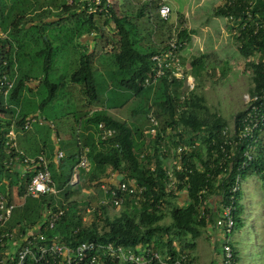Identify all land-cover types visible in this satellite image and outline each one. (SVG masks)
Returning <instances> with one entry per match:
<instances>
[{
    "label": "trees",
    "instance_id": "1",
    "mask_svg": "<svg viewBox=\"0 0 264 264\" xmlns=\"http://www.w3.org/2000/svg\"><path fill=\"white\" fill-rule=\"evenodd\" d=\"M150 5L149 1L145 2L135 11L136 15L130 16L122 11L118 13L119 10H117L115 2L111 3L110 1L107 11L99 13L97 18L87 15L84 9L79 7L80 4L62 5L61 9L63 11H68L70 8L81 11V14L75 13L80 16L81 22L77 34L73 35L74 38L76 35L93 32L96 49L99 47V51H103L101 53L106 57L102 63L104 62L105 66L113 68H107L105 72L115 82L114 88L109 89V95L105 96L106 107L85 117V129L89 130L93 127L97 136V125L102 123L105 127L114 129L115 133L107 140H101L98 137V142L93 140V133L80 134V139L83 140L84 145L89 147L87 156L91 167L88 171L84 169L79 171L77 182L74 184L76 189H72L74 185L70 184V179L83 149V145L80 146L81 140L79 138L75 142L76 151L74 153L66 159L60 158L57 162L51 161L48 166L51 172L52 186L58 190L66 189L62 193L65 199H68L72 193L79 190L80 185L85 184L97 189L98 204L92 212L93 218L87 224L82 220L83 213L81 209H78V201L76 199H72L66 204L67 210L57 225V231L64 239H69L73 242L94 240L98 244L112 242L114 245L125 247L148 245L152 250L158 252L162 259L166 260L167 258L171 263L178 259L184 263L190 259V251L195 248V240L201 235L206 223L215 225L216 218L220 217L221 214L220 204L217 207L213 205V201H215L213 199L212 203L209 202L204 209V214L200 216L201 200L207 199L210 193L201 194V190L207 180L206 174L209 172L214 176V179H210L208 184L212 193L218 197L217 203L221 201L220 197H224L223 191L226 189L227 178H221V181H217V184L214 182L215 177L220 172L217 162L222 155L220 145L223 137L221 131L227 125V122L217 112L210 111L204 97L196 91L203 77L208 74L205 67L208 55L205 53L200 54L191 61L192 70L190 72L189 69L187 72L192 74L197 82L195 87L187 94V89L183 83L177 84V86H183L184 90L182 92H178V89L173 87L178 78H168V75L169 77L171 76L168 71L155 83L157 85L156 88H152L153 83L144 85V79L152 72V55L157 53L166 41L172 37L177 41L179 52V49L190 40L193 34L192 29H187L184 26L183 19L179 20V22L173 21L171 16L167 20L162 19L158 14V1L157 3H152L154 19L151 22L156 37L151 41L148 40L149 44L147 41L143 42L138 30V21ZM1 13L2 9L0 6ZM224 13L223 7L217 6L215 8L216 15L223 16ZM147 19L149 20L148 16ZM2 20L1 18L0 27L9 31L11 40H0L3 46V51H0V71L13 70L16 75L11 72V76H15L14 86L7 97L4 98L0 95V120H2L1 115L5 117V122L3 123L5 125H0V141L3 140L4 133L7 131L6 126L10 124L12 118L15 117V128L19 130L30 113L29 101L24 102L23 100L27 99L23 95V91L24 89L28 92L32 91L27 86L31 78L30 76L18 74V62L28 55L27 49L29 46L26 45V42H33V39H35V34L33 36H31L32 33L29 35V31H33L35 27L38 29L37 34L39 32V39L43 43V47L36 53L39 57H42L41 76L36 78V80L39 84L38 87L46 89V95L42 96L37 109L42 110L49 104L56 97L59 88V83L53 82L49 78V71L54 64L56 50L52 48L53 41L45 34V31L46 26H52L53 23L44 22L36 25L32 20L21 14H18L9 24H4ZM107 25L113 28L110 35L104 30ZM23 31H28L29 37L33 38L24 39L23 35H21ZM153 31L151 30V32ZM19 35H21V39ZM96 36L100 38L99 43L96 40ZM233 37L241 55L245 58L255 57L247 62L251 69L252 80L248 93L254 94L261 82L264 69L261 61L264 53V39L259 35L251 34L244 35L243 38L241 34ZM92 54V52L79 50L78 65L69 73V80L80 84L83 91L91 98L97 94V87L94 83ZM258 54L260 55L257 58ZM117 75H122V77L117 78ZM178 80L184 81L181 78ZM118 88H123L136 97L143 96L144 103L140 109L133 111V115L137 117L138 113L139 115L143 114L148 119V114H152L158 120L154 135L145 132L149 136H145L148 138L146 146L144 141L137 145L134 139L135 135H138L139 139L144 136L142 132L145 128L141 124L133 127L129 123L130 121L127 122L126 120L112 117L107 112L106 108L118 106V103H115L111 96L112 93L118 92ZM20 106L21 110H18L17 107ZM241 114L242 111H239L235 115L238 117ZM44 120H46V117H44ZM161 134L169 137V150L178 144L189 143V141L198 142L196 148L189 154L184 153L186 155L183 164L193 168V172L187 173L186 183L189 184V187L185 191L186 198L181 204L178 203L181 197L179 194L166 191L165 161L164 156L160 153V144L163 143ZM259 134V131L255 134L258 140L257 150L252 162H250V167L242 173L243 179L254 173V171L259 173L264 171V156L258 160L259 163L257 164L259 150H263L262 147L264 148ZM212 140H214L213 143ZM150 148H154L153 154L141 156L142 152H146ZM38 153L35 152V154ZM214 153L215 157L212 160L210 157ZM204 155H207V161ZM194 158L199 160L200 165L204 169L200 171L195 168ZM5 159L6 155L2 149L0 152V192L6 194V184L9 183V186L14 185L16 187L17 194L20 195L25 183L22 184L13 169L11 170L2 163ZM210 160L214 164L212 167H208V161ZM115 172L119 174L117 182L134 180L138 185H144L146 190L142 195H125L120 211L110 216L107 209L110 206H114L111 202L107 204L100 202V199L107 198L101 186L104 184L107 187H113V183L108 178L111 173ZM176 174L180 179L185 176L184 173L180 172ZM262 175L264 176V172ZM182 186L180 184L179 188ZM201 195L202 198L200 199ZM242 195L243 191L238 193L234 211V226L230 232V243L233 247L237 264L239 257L232 243V236L242 227ZM52 202L53 196L51 193L40 195L37 198H29L15 210L20 212V214L17 219L13 218V220L14 222L24 221L32 225L42 217L46 206L55 207ZM58 203V206L63 207L60 201ZM76 228L78 231L74 234L73 231ZM219 229L221 230V228ZM221 232L223 234V230ZM184 255L186 257L182 258ZM105 260L108 264H114L110 258H105ZM150 264L160 263L155 260Z\"/></svg>",
    "mask_w": 264,
    "mask_h": 264
},
{
    "label": "rangeland",
    "instance_id": "2",
    "mask_svg": "<svg viewBox=\"0 0 264 264\" xmlns=\"http://www.w3.org/2000/svg\"><path fill=\"white\" fill-rule=\"evenodd\" d=\"M147 1H149L151 5L145 10L144 15L140 17L138 21V30L143 38V42L147 41L149 44L148 40L151 41L156 37L151 22L154 19V8L152 3H157L158 1L113 0V3L115 2L117 10H119L118 13L122 11L123 13H128L130 16H134L136 15L135 11ZM173 1L174 2L169 4L171 7L170 16L173 18V21L179 22V20L183 19L185 22L186 20L183 17L184 14H186L192 22L196 23L201 22L203 17L205 18L206 26L200 29L196 39L198 47L193 42L194 40H192L194 44L192 49L187 51V53L190 52L187 55H196V48H199L201 53H207L208 58L206 59L205 67L208 74L203 77L196 91L204 97L205 103L210 111L217 112V114L226 120L227 124L231 125L233 116L243 109L244 95L249 92V88L252 85L251 69L247 65V62L253 60L255 57L251 56L245 58L241 55L223 16L213 13V6H216L219 0H198L199 4L196 0ZM64 4H66L65 0H0L2 9L0 19H3L2 21L4 24H9L18 14H21L32 20L36 25L44 22L53 23L52 26H46L45 31V34L53 41L51 45L52 48L56 50L54 64L49 71V78L51 81L59 83V88L56 97L42 110H38L37 106L42 96L46 95V89L44 87H38L39 84L36 80V78L41 76L42 71V57H39L36 53L43 47V43H41L39 39V32L37 34L38 29L35 27L33 31H29V35L32 33L31 36L35 34V39H33V42H26V45L29 46L27 49L28 55L23 57V60H19L18 74L21 76H30L31 78L27 86L32 89V91L28 92L26 89L23 91V95L27 98L23 99L24 102L29 101V115L46 117L48 123L46 125H34L32 129L27 130L25 133H18L17 142L19 147L25 146L26 142H28L30 146L36 148L35 150H38V152H41L43 149L48 152L49 150L54 151L56 148H60L64 154L63 158L66 159L76 151L75 142L77 138H80L78 134H82L83 132L86 133L87 131L95 134L93 127L89 130L85 129V116H90L95 111H98V109L106 107L105 96L109 95L108 90L114 88L113 85L115 82L111 79L112 77L109 76V74L105 73V69H111L112 67L105 65L104 67L99 66V47L96 49V53L94 55L92 54L94 83L97 87L96 96L91 98L83 91L80 84L69 80V73L78 65L80 49H78L73 35L79 27L81 18L78 14H75V11L78 9L74 10L70 8L68 11H63L61 8ZM78 11L81 14V11ZM204 15H206V17ZM104 30L110 35L113 28L107 25ZM151 30L153 32H151ZM27 33L28 31H23L21 33L24 39L28 40V38H33L29 37ZM21 35H19L20 39ZM99 39L100 38L96 36L98 43L100 41ZM67 42H70V45ZM188 47L189 44L185 46V50H187ZM69 54L70 56H68ZM65 59L67 62H65ZM120 77H122V75H117V78ZM196 82L197 80H195V83ZM152 86L154 89L157 85L154 83ZM173 87L177 88L178 92L184 90L182 85H174ZM111 96L113 101L118 103V106L106 108L108 114L112 117L126 120L127 122L130 121L129 123L133 127L141 124L145 128L142 133L145 134L148 128V119L143 114L139 115L138 113L137 117L133 115V111L140 109L141 105L144 103L143 96L136 97L123 88H118V92L112 93ZM21 103L23 104V102ZM17 109L21 110V106L17 107ZM1 118L2 120H0V123L2 124L0 125L4 126L5 117L1 115ZM56 133L58 134V139H56ZM136 137H138V135H136ZM257 177L256 173L248 175L242 185V227L232 236V243L239 257L238 264H264V258L260 257L258 251L259 246L256 242L261 238L263 239L264 235V223L261 224L264 220H262L259 213V209L264 203V189L261 191L260 186H258L259 180ZM80 186L79 190L72 193L68 199H65L62 195L66 189H55L56 192L51 193L53 196L52 203L59 205L58 201H60L61 204L65 205L70 200L76 199L78 201V209L83 211L86 207H90L91 212L83 214V217H85L84 222L87 224L93 218L92 212L98 204V194L97 189L94 187L85 184ZM6 188L7 197L9 196L8 198L16 201L15 186H9L8 183L6 184ZM72 189H76V186H72ZM29 198L33 197H27L25 201ZM120 208L121 207L110 206L107 209L108 214L113 216L120 211ZM43 212H45V209ZM19 214L20 212L15 211L13 218L17 219ZM252 223L257 225L258 232H255ZM221 244L222 240L220 241V239L212 243L209 240L206 242V240L201 237L199 244L197 242L199 257L196 263L217 264L218 257L217 255L213 256V252L216 254L221 252Z\"/></svg>",
    "mask_w": 264,
    "mask_h": 264
},
{
    "label": "built area",
    "instance_id": "3",
    "mask_svg": "<svg viewBox=\"0 0 264 264\" xmlns=\"http://www.w3.org/2000/svg\"><path fill=\"white\" fill-rule=\"evenodd\" d=\"M158 14L167 20L171 15V7L166 0H158ZM67 5L80 4L87 15L98 17L99 13H105L110 6V0H65ZM221 7L225 10L223 18L228 26L232 36L247 34L259 35L264 39V0H223ZM10 39L9 31L0 27V40ZM0 43V51L2 50ZM264 49V45H263ZM260 54L257 55V58ZM256 60V59H255ZM151 73L144 79V85L154 84L163 75L168 72L171 77L184 79L186 94L191 91L196 83L195 78L187 72L182 64L177 48V41L174 37L167 40L166 43L152 55ZM264 65V53L262 55ZM5 64V62H4ZM15 66V65H14ZM264 68V67H263ZM16 72L7 70L0 71V95L7 97L14 86ZM242 114L238 117L233 116L231 125L227 124L222 128L223 137L221 147V157L218 159L217 166L220 169L219 174L215 177V182L221 181V178H227L226 189L223 191L224 197H220L221 207L220 217L216 218L215 226L223 230L224 242L222 244L221 260L219 264H237L233 247L231 246L230 232L234 226V211L238 193L242 191L243 178L242 173L250 167L255 151L257 150L256 132L264 131V69L261 82L254 94L246 93L244 95V107ZM42 117L28 115L21 128H15V117L11 119L10 124L6 126L7 131L4 133L3 140L0 141V152L3 149L6 159L3 164L11 170L16 163L22 164L27 172L31 174L26 176L24 181L25 187L20 195L16 194L17 200L13 201L6 194L0 192V264H108L105 258L114 262V264H150L157 260L160 264H181L176 259L172 263L162 259L158 252L151 249L148 245H137L135 247H125L114 245L112 242L98 244L94 240H83L73 242L64 239L57 231V225L67 210V205L63 207L55 204V207L46 206L45 212L38 222L27 224L26 222H17L13 220L15 210L22 206L27 197L37 198L47 193H55L52 186L51 172L49 169V160L43 152L35 155H28L19 148L17 135L21 131L28 130L33 123H43ZM149 129L148 133L154 135L158 120L148 114ZM97 137L101 140H107L112 137L115 130L105 127L102 123L97 125ZM163 143L160 144V153L164 156V168L166 174V191L175 194L185 192L189 184L186 183L188 174L193 172V168L185 166L183 160L186 154H189L196 148L198 142L178 144L170 150L168 144L169 137L161 134ZM160 141V140H159ZM214 140H212V143ZM89 149L83 148L79 160L74 167V172L70 179V184L77 182V168L88 171L90 162L88 159ZM154 148L142 152L141 156L153 154ZM186 153V154H184ZM64 156L59 150L56 154L57 159ZM207 161V155H204ZM215 153L210 157L214 160ZM195 159V168L204 169L197 158ZM169 161V162H168ZM171 163V164H170ZM214 164L208 161V167ZM184 173L182 179L176 174ZM207 180L201 190V194L209 193L207 199L201 200V215L208 203L216 197L212 193L208 182L214 179L209 172L206 174ZM183 185L179 188V185ZM113 187L102 185V189L107 198H102L101 203H112L114 207H120L124 202L125 195H142L146 190L144 185H138L134 180L119 181L112 184ZM202 195L200 196V199ZM91 212L90 207L83 211ZM85 217H82L84 221ZM74 229L73 233H77ZM186 256H182L185 258Z\"/></svg>",
    "mask_w": 264,
    "mask_h": 264
},
{
    "label": "crops",
    "instance_id": "4",
    "mask_svg": "<svg viewBox=\"0 0 264 264\" xmlns=\"http://www.w3.org/2000/svg\"><path fill=\"white\" fill-rule=\"evenodd\" d=\"M110 1H111V3H113V0H110ZM196 1L199 4L198 0H196ZM166 2L170 4V3L174 2V1L173 0H166ZM222 2H223V0H219V3L216 6H213V10H212L213 13H215V8L217 6H221ZM75 13H79V11L76 10ZM204 16L206 17V15H204ZM183 17L186 20L184 22V26L187 29H192L193 30V34H192L190 40L187 43H185L183 45V47H181L179 49V56H180L181 62L184 65V67H186V69L189 68L190 69V72H191V70H192L191 61L193 59H195L197 56H199L200 54H203V53L207 54L206 52H202L201 53L199 51V48H196L195 49V51H197L196 55H194V56H192V55L191 56H188L187 55V54L190 53V52L187 53V51H190L192 49L194 43L196 44V41H197L196 39H197V36H198V32L200 31V29H203V27L206 26V23H205V18L204 17L202 18V21L201 22H198V23L192 22V20L186 14H184ZM187 20H188V22H187ZM78 29L79 28H77V30ZM76 34H77V31H76ZM52 35H53V33H52ZM75 40H76V44L78 46V49L85 50V51H88V52H92L93 55L96 53L95 39H94V33L93 32H91L89 34L88 33H84L82 35H76ZM192 40H194L193 41L194 43L192 42ZM67 43L69 44L70 42H67ZM187 44H189V47H188L187 50H185V46ZM196 45L198 47V44H196ZM66 49H69V48H66ZM68 56H70V54ZM105 58H106L105 55L102 54L101 51H98V63H99V66L104 67L103 66L104 65V62L102 63V61ZM187 61H189V62H187ZM65 62H67L66 59H65ZM205 64H206V62H205ZM105 72H106V69H105ZM181 83H184V81L177 79V81L174 83V85L181 84ZM86 114H88V113H86ZM38 117H42V116H38ZM85 117H87V116H85ZM42 118H44V117H42ZM47 123H48L47 119L46 120L43 119V123H41V124L40 123H33L32 126L28 130L32 129L34 125H46ZM26 131L27 130H25L23 132H20L19 134L25 133ZM83 133L85 134V132H83ZM86 133H89V132L87 131ZM78 136L80 137V134H78ZM145 136H148V135L145 133L144 136H143V138L139 139V136L136 137V135H135L136 138H134V139H135L136 144L139 145V144H141L140 143L141 141H144V145L146 146V143H147V139L148 138H146ZM92 138H93V140L95 142H98L97 141L98 137L95 134H92ZM259 138L261 139L262 145H264L263 144L264 143V131H261L260 132ZM56 139H58V134L57 133H56ZM17 141H18V136H17ZM32 143H35V142H32ZM80 146H82V148H88L89 149L88 146L84 145L83 140L80 141ZM19 148L22 149L28 155H34L35 152L37 153V151H38V150H35L36 148H33L32 146H30V143H28V142H26V145L25 146L19 147ZM262 149L263 150H259L258 157H257L258 158L257 159V164L259 163L258 160L264 156V148L262 147ZM59 150H60V148H56V150H54V151L53 150H49L47 152V151H45L43 149L41 152L44 153V155L47 157V159L49 160V163H50L51 161H53V162H57L58 161V159L56 157V154H57V152ZM30 153H33V154H30ZM12 169H13V172L16 173L17 177L20 179V182L22 184H24V181H25L23 179H25L27 175L29 176L31 174L30 172H27L26 171V169L24 168V166L22 164H19V163H16L13 166ZM263 172L264 171H260V173H259V172L254 171V173H256L257 176H258L257 177V179L259 180L258 186H260L261 191L264 189V176L262 175ZM108 179H109L110 182L116 183L119 180V174H117L116 172L115 173H111ZM15 193L17 194L16 187H15ZM179 196H181V197L178 200L179 201L178 203L181 204L183 202L184 198H186V193L185 192H182V193L179 194ZM212 200L210 201L211 203H212ZM214 200L215 201H213V205H215L216 207L219 206L218 205L219 203H217V201H216V200H218V197L217 196L214 197ZM259 213H260V217L262 218V220H264V203L261 206V208L259 209ZM263 223L264 222H262L261 224H263ZM252 225H253V227L255 229V232H258L257 225L255 223H252ZM201 237L204 238L206 240V242L209 240L210 242L215 243L216 240H218V239H220V241L222 240V242H223V234H222L221 230L219 228H217L213 223H206V226L202 229L201 235L198 236L196 238V240H195V248L192 251H190V259H188V261H186L184 263L181 262V264H197L196 263V260L199 257V253H198V249H197V242L199 244V242L201 240ZM256 242H257V245L259 246V248H258L259 255H260L261 258L262 257L264 258V235H263V239L261 238V239H259V241L257 240ZM221 247H222V244H221ZM221 253H222V251L221 252H218L217 254L215 252H213V256L214 255H217V257H218L217 264L220 263ZM237 255H238V253H237ZM210 264H213V263H210Z\"/></svg>",
    "mask_w": 264,
    "mask_h": 264
},
{
    "label": "clouds",
    "instance_id": "5",
    "mask_svg": "<svg viewBox=\"0 0 264 264\" xmlns=\"http://www.w3.org/2000/svg\"><path fill=\"white\" fill-rule=\"evenodd\" d=\"M19 133H20V132H19ZM82 150H83V149H82ZM80 154H81V153H80ZM79 156H80V155H79ZM62 158H63V157H62ZM78 160H79V159H78ZM77 162H78V161H77ZM76 164H77V163H76ZM74 167H75V166H74ZM78 170H79V169H77V174H78V173H79V171H80V170H79V171H78ZM77 176H78V175H77Z\"/></svg>",
    "mask_w": 264,
    "mask_h": 264
}]
</instances>
